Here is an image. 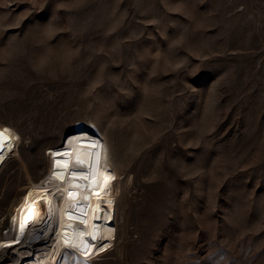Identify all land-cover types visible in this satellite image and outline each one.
Masks as SVG:
<instances>
[{"label": "rangeland", "instance_id": "374dc122", "mask_svg": "<svg viewBox=\"0 0 264 264\" xmlns=\"http://www.w3.org/2000/svg\"><path fill=\"white\" fill-rule=\"evenodd\" d=\"M92 122L119 188L91 264H264V0H0L21 157L0 167V237L23 164L37 179L45 147Z\"/></svg>", "mask_w": 264, "mask_h": 264}, {"label": "bare ground", "instance_id": "6f19581e", "mask_svg": "<svg viewBox=\"0 0 264 264\" xmlns=\"http://www.w3.org/2000/svg\"><path fill=\"white\" fill-rule=\"evenodd\" d=\"M95 123L76 124L66 131L60 143L46 146L44 155L48 164L37 179L31 177L23 164L27 185L22 194H16L2 220L0 264H87L94 253L112 243L119 171L109 157L108 134ZM0 133L2 167L6 155L12 153L21 159L19 146L16 147L20 135L6 123H0ZM40 210L42 215H38ZM25 213L32 216L23 217ZM19 218L22 228L20 225L18 229ZM93 236L108 239L96 241Z\"/></svg>", "mask_w": 264, "mask_h": 264}, {"label": "snow or ice", "instance_id": "6c2138e0", "mask_svg": "<svg viewBox=\"0 0 264 264\" xmlns=\"http://www.w3.org/2000/svg\"><path fill=\"white\" fill-rule=\"evenodd\" d=\"M0 138H3V134L2 133H0ZM0 146H2V145H0ZM98 155V154H97ZM78 163H80V161L78 160L77 161ZM95 174V168H93V175ZM93 239H95V236H93Z\"/></svg>", "mask_w": 264, "mask_h": 264}]
</instances>
